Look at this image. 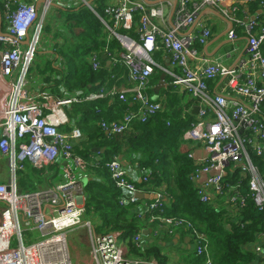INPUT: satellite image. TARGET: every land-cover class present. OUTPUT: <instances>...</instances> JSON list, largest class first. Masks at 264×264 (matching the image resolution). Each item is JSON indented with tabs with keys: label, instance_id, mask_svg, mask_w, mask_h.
I'll return each instance as SVG.
<instances>
[{
	"label": "built area",
	"instance_id": "built-area-1",
	"mask_svg": "<svg viewBox=\"0 0 264 264\" xmlns=\"http://www.w3.org/2000/svg\"><path fill=\"white\" fill-rule=\"evenodd\" d=\"M36 1L19 4L16 0H0L7 23V33H0V43L5 46L0 52V157L7 160L9 167L8 182L0 184V264H158L152 258L131 252V245L144 254L151 234L173 237L179 231L193 242L195 254L205 256V264H211L207 237L190 223L162 216L161 191L145 193L135 184L138 180L148 183L150 172L126 167L118 157L106 163V167L121 193L120 205L136 206L138 216L147 217V224L155 227L140 229L151 230L147 238L140 231L131 238H124L119 232L96 233L97 224L85 218L82 178L89 164L74 149L84 136L69 121L66 110L72 104L101 99L117 98L126 104L131 101L135 107L121 118L110 122L99 119L98 126L106 139L126 134L136 123H147L166 109V98L153 101L146 94L156 67L153 55L164 51L171 70L160 68L159 72L171 78V87L182 89L197 102L195 121L182 138L188 158L195 165L190 180L200 201L208 204L223 200L222 204L232 208L243 205L245 198L239 196V185L224 183L229 172H238L243 178H249L251 196L259 210H263L264 180L251 163L248 152L252 149L259 156L264 154V115L261 114L264 28L259 27L255 16L237 19V8L233 6L257 0H176L171 20L173 1L170 0H148L157 2L155 5L142 0H110L103 11L107 21L97 15L107 29L108 40L117 41L121 50L110 51L105 47L103 53L110 64L127 68V85L108 87L106 82L97 90L72 95L61 88L62 97L44 89L47 88L44 84L34 93L27 91L26 76L42 31L44 34L47 12L54 2L46 0L39 12L34 5ZM260 7L264 9V2H260ZM87 8L91 9L88 4ZM206 9L221 13L232 23L227 33L230 42L236 38L234 26L244 29L247 56L233 67L205 58L195 49L196 44L203 45L211 37L207 24L198 22L199 15ZM194 25L199 27V33L189 32ZM130 32L138 36V41L130 37ZM23 41H26L25 46ZM57 42L56 39L50 48H42L46 57L54 59L53 48ZM230 57L231 52H227L226 58ZM88 63L93 72L99 71V53L91 54ZM221 79L223 86L211 94L207 83ZM69 123L73 125L72 130L62 131L61 127ZM26 164L45 173L56 166L59 179L46 189L21 192L16 176ZM137 193L155 196V199L148 203L139 200ZM78 228L88 232L89 253L81 261L72 263L66 232ZM35 231L39 235L31 242L25 241L24 233ZM262 238L264 240V233ZM257 246H254L255 251L264 255V249Z\"/></svg>",
	"mask_w": 264,
	"mask_h": 264
},
{
	"label": "trees",
	"instance_id": "trees-1",
	"mask_svg": "<svg viewBox=\"0 0 264 264\" xmlns=\"http://www.w3.org/2000/svg\"><path fill=\"white\" fill-rule=\"evenodd\" d=\"M237 7L238 13L247 8L254 15L260 8V0L247 5L238 4ZM73 11L75 10L67 12ZM76 11L72 14V21L73 26L79 28L80 32H73V26H70L65 27L64 35L62 33L55 35L58 42L53 48L54 59L50 61L48 67L46 66L50 71H46L44 67L41 73L45 74V77L42 75L43 84L47 86L43 88L58 97L63 95L61 88L69 95L75 92L87 93L97 90L106 82L108 87L117 84V79L126 74L125 68L121 66L108 67L106 62L109 58H105L103 53L106 45L110 51L121 50L118 42L108 40L103 25L86 6L80 4ZM95 11L99 16H104L103 8H95ZM259 27H264V24L262 26L259 24ZM130 37L138 41V36L134 32H130ZM261 49L264 50V41ZM93 53H99L101 62V69L97 72H93L88 63V58ZM181 94L174 87L169 88L165 92L164 112L157 114L145 124H134L132 129L122 136L108 139L104 138L100 131L99 119L107 122L117 120L127 110H132L133 105L118 99L111 105V99H101L72 104L66 110L69 121L73 122L84 136L74 148L75 153L89 164L87 173L90 178L84 185L85 218L93 222L100 221L101 225L96 227L100 233L119 232L124 238H131L144 227L154 229V224H149L151 226L147 224V217L138 216L136 206L120 205L121 193L111 180L106 163L114 157L122 156L126 167L150 172L148 183L137 181L135 184L145 193L161 191L162 216L190 223L207 237L211 264H264V255L255 251L257 245L264 249L262 238L264 209L259 210L256 206L248 189V177L243 178L238 172H229L224 179L225 184L239 185V196L244 195L243 205L239 208L233 207L237 209L236 212L229 205L226 207L222 204L223 200H215L208 204L200 201L197 190L190 180L195 165L188 158L186 150L180 149L184 132L195 121L192 109L186 112L192 104L188 103L183 107L181 102L185 96ZM97 110L100 111L99 115ZM261 114L264 115V103L261 106ZM93 138H96V143ZM93 148L98 149V152L94 153ZM248 154L251 163L264 180V154L259 156L252 149H249ZM58 169L56 166L51 167L45 173L44 170L30 168L28 176L24 172L21 176L19 174L18 189L27 193L42 190H37V184L32 180L33 175L44 178L51 187L59 179ZM145 202L151 203L152 200ZM168 241L169 237L166 234L158 237L151 234L144 247V254L134 245H131L130 251L139 256L152 258L158 264H169L167 256L160 252ZM181 252L184 253L181 264H205L206 257L196 255L193 249L191 252L183 248Z\"/></svg>",
	"mask_w": 264,
	"mask_h": 264
},
{
	"label": "crops",
	"instance_id": "crops-1",
	"mask_svg": "<svg viewBox=\"0 0 264 264\" xmlns=\"http://www.w3.org/2000/svg\"><path fill=\"white\" fill-rule=\"evenodd\" d=\"M16 1L19 4L32 3V0H16ZM45 1L46 0H38L35 2L34 5L37 7L39 12H41L42 6L44 5ZM84 1L86 2V4L84 3ZM170 1H172V0H170ZM260 2H264V1L260 0ZM107 3H110V0H107V2H105V0H54L52 6L49 8V10L47 12V14L49 16L44 20V30L46 31L45 28L47 27V31L49 33V32H51L52 27H55V31H59V32H55L54 35H57L58 33H62L64 35L65 27H70V26L74 25V21H72L73 20L72 14L77 12L76 9H78L80 4H82L86 7L88 4L91 8V9H89V8L88 9L91 10L95 14L97 19L101 22V20L98 18V15L95 11V8H103L104 9ZM61 6H66V7H61ZM233 6L235 7L236 4H233ZM236 8H237V11H236L235 17L237 19L246 20L248 17L250 19H252L253 16H255L258 24H260L261 26H262V24H264V9H261V7L259 8V10H257L256 14H254V15L247 8H243L241 10V13H239L240 16L237 15L238 14V7L236 6ZM68 10H75V11L67 12ZM206 10H204L199 15L198 22L201 24H203V23L207 24L208 28L211 30V37L203 45L196 44L195 49L197 50L198 54L204 55L205 58L212 59V60H218L227 66L233 67L237 61H239L240 59H245L247 56V52H246L247 36L244 32V29L242 26H240V27L234 26L236 38L233 42H230L229 39H227V33L224 36H222V34H224L226 32L228 25L221 18L216 16V14H219L221 16H222V14L217 12V11H214L213 13L212 12H205ZM0 13H1L0 33L2 35H5L7 33V23H6L5 18L3 17L1 2H0ZM169 16H170V13H169ZM101 18H103L104 21H107L105 16H102ZM169 20H171V19L169 18ZM101 24L103 25L102 22H101ZM103 27H104L103 31L105 33V36H107V34H108L107 29L105 28L104 25H103ZM73 28H75V26H73ZM261 28H264V27H261ZM189 32H190V30H189ZM192 32L194 34H196L197 32L199 33V27H197L195 25ZM58 36L63 41L62 37L60 35H58ZM22 43L25 46L26 41H23ZM40 44H41V41H40ZM42 47H43V45L40 46V48H42ZM105 47H108V45H106ZM44 48L45 47H43V49ZM205 48H207L206 51L204 50ZM4 49H5V46L2 43H0V52L3 51ZM227 52H231V57L228 59L226 58ZM153 61L156 65V67H155L154 73L152 74V76L150 78L149 86L146 90V94H147V96H149L150 100H153V101L159 100V99L165 100V98H166L165 92L169 88H171V86L169 85L171 78H169V77H167V75H165L166 76L165 79L164 80L161 79V74H164V72L162 73L159 71H161L160 68L171 70V68L169 67V61L167 60V54L164 51L159 50V51L154 53ZM33 65H35V64H33ZM116 65L121 66V67L125 68V70H126V74L122 75L120 78L117 79L118 80L117 84L118 85H127V83H126V77H127V73H128L127 68L122 64H113V63L107 64V66L111 67V68H114V66H116ZM223 84H224V81L222 79L216 80V81H209L207 83L208 88L211 91V94L218 92L220 90V88L223 86ZM175 90L178 93H182L185 96V98L181 102L183 107H185L186 104H188V103L192 104L191 105V108L193 109L192 113L195 116L196 111H197L196 99L193 98L191 95H189L186 92L183 93L182 89H180V88H175ZM182 94H181V96H183ZM116 99L117 98L110 100L111 105L114 102V100H116ZM127 99L130 100V97H127ZM130 104L133 105V107H135V105L131 101H130ZM115 114H116V112H115ZM93 140L96 143V138H93ZM92 151L94 153H97L98 149L93 148ZM103 151H104V149L101 150V152H103ZM0 160H2L1 157H0ZM4 160H5V162H4L5 165L3 166V168L0 172V184H6L8 182V179H9L8 163H7L6 159H4ZM29 167L32 170L34 169L29 164H26V166L23 170L17 172V176H16L17 185H18L19 179H20L19 174H20V176H21V174H24V173H26V176H28L30 174V172H29L30 168ZM136 174L138 175V172ZM36 177L37 176L33 175L32 178L34 180L32 178L31 179L33 180L34 183H35V181H37V183H36L37 184V190L38 189L43 190V189L49 187L48 181L46 182V181H44V178H41V177L36 178ZM84 177L85 178H82L83 183H85L86 180H89V178H90L89 173H86L84 175ZM19 190L21 192H24L21 189H19ZM74 230H76V229H74ZM71 231H73V230H71ZM184 241L186 242L185 249L192 252V249L194 248L193 242L186 236L185 233L179 231L172 238L169 237V241H168L169 243L165 245L166 247H164L166 250V252H165L166 254H164V255L167 256V258L169 260V264H181V258L184 255V253L181 252L183 249L182 247H183ZM71 247H73V246H71ZM71 247L69 250V246H68L69 256L71 258L78 259V256L84 255V254H81L80 252H74V250H73L74 254L71 255L70 254L71 249H72Z\"/></svg>",
	"mask_w": 264,
	"mask_h": 264
},
{
	"label": "rangeland",
	"instance_id": "rangeland-1",
	"mask_svg": "<svg viewBox=\"0 0 264 264\" xmlns=\"http://www.w3.org/2000/svg\"><path fill=\"white\" fill-rule=\"evenodd\" d=\"M105 2H107V0H105ZM237 5L238 4H236V6ZM237 15L240 16L239 13ZM45 29H46V31L44 30V34L42 31L41 44H39V46L36 50L35 56H34L33 64H35V65H33V64L31 65L29 72L26 76V81H27L26 87H27V91L29 93L36 92V88H38V86H41V84H43V77H45V74L44 75L41 74L42 70L44 69V67H46V66L48 67V65L51 63L50 61L53 60L51 58L46 57L44 50L51 47V45H52L51 42L56 40L54 34H55V32H59V31H55V27H52L51 32L48 33L47 27ZM73 32L79 33L80 29L75 27V28H73ZM42 45H43V47H45L44 50H42L43 47L40 48V46H42ZM48 52H50V51H48ZM40 53H42L43 56L42 55L39 56ZM47 67H46V71L49 70ZM39 73L41 75H39ZM42 75H43V77H42ZM72 128H73V125L71 123H69L67 125L62 126L61 130L70 132L72 130ZM180 149L182 151H185L186 150L185 144L182 143L180 146ZM4 162H5V160L2 158V160H0V172L3 168V166L5 165ZM36 178H38V177H36ZM36 183H37V181H35V184ZM0 206H2V205H0ZM95 223L97 224L96 227L101 225L100 221H95ZM95 231H96V233H100L99 231H97V229H95ZM66 234H67V243L69 246V250H70V247L73 246V247H71L72 249H71L70 254L72 255V254H74V252H80L81 254H84V255L78 256V259L70 257L72 263H75L77 261H81L89 253L90 239H89V235H88L87 230L84 228L83 229L78 228V229L73 230V231L69 230L66 232ZM24 235H25V241H33L34 236L39 235V233L36 231L34 233H27L26 232V233H24ZM12 246H14V243L12 244ZM73 250H74V252H73ZM160 252H161V254H166L165 248H162L160 250Z\"/></svg>",
	"mask_w": 264,
	"mask_h": 264
},
{
	"label": "water",
	"instance_id": "water-1",
	"mask_svg": "<svg viewBox=\"0 0 264 264\" xmlns=\"http://www.w3.org/2000/svg\"><path fill=\"white\" fill-rule=\"evenodd\" d=\"M143 2H145L146 4H149V5H155V4H157V2H150V1H148V0H142ZM164 1H167V0H162V2H164ZM173 1V5H172V8H171V11H170V16H169V18L171 19V17H172V15H173V13H174V10H175V6H176V0H172ZM205 12H214L213 10H209V9H207ZM215 14V13H214ZM216 16H218L219 18H221L227 25H228V28H227V30H226V32L224 33V34H222V36H224L226 33H228L230 30H231V28H232V23L229 21V20H227V19H225L224 17H222L221 15H219V14H216ZM0 23H1V13H0ZM194 27H195V25L190 29V32L194 29ZM11 38H13V37H11ZM206 49L207 48H205L204 50L206 51ZM212 56V55H211ZM104 58V57H103ZM105 59V58H104ZM167 60L169 61V58H167ZM106 64H109V61H107L106 62ZM165 74H161V79H165ZM118 159L121 161V163L124 165V163H123V160H122V156H119L118 157ZM137 198L139 199V200H153V199H155V196H149V195H147V194H141V193H137ZM140 232H141V234L144 236V237H149L150 236V234H151V230H140ZM151 242V241H150Z\"/></svg>",
	"mask_w": 264,
	"mask_h": 264
}]
</instances>
